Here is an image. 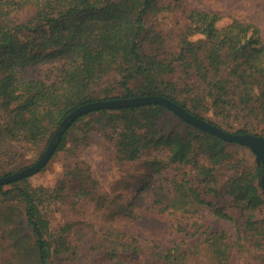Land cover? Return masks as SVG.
Listing matches in <instances>:
<instances>
[{
  "label": "trees",
  "instance_id": "16d2710c",
  "mask_svg": "<svg viewBox=\"0 0 264 264\" xmlns=\"http://www.w3.org/2000/svg\"><path fill=\"white\" fill-rule=\"evenodd\" d=\"M77 1L0 0V68L5 74L0 80V95L5 99L3 105L6 108L13 103L14 112L13 123L0 124V138L25 136L35 143L50 131L45 125L48 121L56 130L63 118L78 106L146 95L166 98L221 129L179 99L178 93L190 87L197 90L199 98L211 100L214 107L227 105L230 109L246 112L264 121V39L254 24L233 18L228 25L220 27L221 15L191 8L184 0H173L172 9L171 6L166 9L184 15L187 24L184 33H180L177 39L174 58L168 61L161 57V54L167 53L168 45L165 44L166 39H159L160 33H155L152 41L156 39L163 47L161 53H150L146 48L149 22L160 10L156 0H79L80 6L75 3ZM102 3L115 6L117 16H99L96 7ZM24 11L32 13L31 19L17 17ZM14 15L16 20H13ZM123 19L130 22L132 31L113 34L108 44L112 29ZM192 35L195 38L189 39L188 36ZM56 60L64 61V76L65 73H77L84 81V87L74 86L66 78L46 85L21 76L24 69ZM110 73L119 77L120 95H92L91 85L95 80ZM138 81L141 83L139 89L131 86L132 82ZM92 114H98L107 127L114 129L117 154L122 160L134 161L144 149L166 146L169 147L170 163L190 162L192 159L204 191L181 180L176 185L179 195L176 202L206 205L214 215L232 221L230 214L206 201L203 193H210L213 197L218 195L213 167L225 161L229 156L225 147L235 143L193 127L161 105L148 104L97 110L76 118L61 136L52 156L61 146L64 135ZM167 115L188 127L186 136L178 131L165 133L159 129L158 123ZM53 133L50 131L48 137ZM234 133L261 136L247 129H238ZM198 155L207 158L206 165L197 162L194 157ZM253 162L252 166L245 167L238 163L230 164L232 173L224 190L244 218L242 227L236 231L237 241L241 240L245 231L252 232V238L264 234V219L255 220L256 213L264 208L260 185L264 168L255 160ZM156 163L152 161V164ZM26 179L9 183L12 185L9 190H3L4 185H0L3 196L16 192L24 202L30 242L18 231L11 236V247L18 258L27 259L31 264H49L52 246L45 237L46 229L38 223L37 195L40 193L15 186ZM105 239L106 236L99 242L98 248L106 264H127V260L138 253L134 241L122 235L115 236L110 242ZM223 239V232H206L204 242L214 248L215 264H233L232 246ZM255 245L258 247L259 243L255 241ZM163 259V264H186L183 252L172 259L167 252ZM239 260L237 264H240Z\"/></svg>",
  "mask_w": 264,
  "mask_h": 264
},
{
  "label": "rangeland",
  "instance_id": "374dc122",
  "mask_svg": "<svg viewBox=\"0 0 264 264\" xmlns=\"http://www.w3.org/2000/svg\"><path fill=\"white\" fill-rule=\"evenodd\" d=\"M10 1L15 0H7ZM184 2L191 8L221 15L220 27L228 25L233 18L252 23L264 39V0ZM75 3L80 6L79 0ZM156 3L160 10L149 22L146 48L150 53H161L163 47L156 39L152 41L154 34L160 33L159 39H166L165 44L168 45L167 53L161 54V57L170 61L174 58L177 39L180 33H184L187 22L181 13L166 9L167 6L172 9L173 0H156ZM96 9L102 18L117 16L113 5L102 3ZM18 16L21 20H28L32 13L24 11ZM13 20H16V15ZM129 31H132L130 22L119 20L108 37V44L113 34ZM188 38L194 39L195 36ZM63 67L62 60L41 62L22 70L21 76L46 85L66 78L72 85L84 87L85 83L77 73H65L64 76ZM4 75L0 68V80ZM131 84L138 89L141 87L139 81ZM91 91L98 97L120 95L118 75L110 73L98 78L91 85ZM178 97L193 112L226 132L247 129L264 137V121L260 117L237 112L227 105L214 107L211 100L199 98L197 90L191 87L179 92ZM4 100L0 95V124L13 123V103L6 108ZM48 122L44 123L48 130L55 132ZM158 127L165 133L178 131L185 136L188 133V127L170 115L161 120ZM113 131L98 114L85 117L64 135L61 146L39 172L15 185L40 193L37 195L38 223L46 229L45 237L52 246L49 264H106L98 248L99 242L105 236V240L110 242L118 235L133 240L138 248L136 256L128 259L129 263L124 262L127 264H163V256L167 252L171 259L183 252L186 264H215L214 248L204 242L206 232L224 233L223 242L232 246L233 264H237L238 258L240 264H264V234L252 238V232L245 231L241 240L237 241L236 231L242 227L244 218L224 193L228 176L232 173L230 164L238 163L241 167L253 165L255 156L247 147L238 144L225 147L229 156L222 164L213 167L212 173L218 195L213 197L210 193H203L206 201L230 214L232 221H228L214 215L206 205L176 202L179 201L176 185L181 180L204 191L192 159L190 162L170 163L169 147L166 146L144 149L134 161L122 160L117 154ZM49 132L35 143L25 136L0 138V176L34 164L47 148L52 137H48ZM194 158L199 164H207L206 157L198 155ZM152 161L157 163L152 164ZM163 163L165 167H162ZM11 188L9 184L3 186V190ZM263 219L264 208L256 213L255 220ZM18 231L28 237L26 240L29 243L24 202L16 192L8 196L0 193V264H31L27 259L18 258L11 247V236ZM255 241L259 243L258 247Z\"/></svg>",
  "mask_w": 264,
  "mask_h": 264
},
{
  "label": "water",
  "instance_id": "95a60500",
  "mask_svg": "<svg viewBox=\"0 0 264 264\" xmlns=\"http://www.w3.org/2000/svg\"><path fill=\"white\" fill-rule=\"evenodd\" d=\"M148 104H158L165 107L173 115L180 118L182 121L192 125L195 128H198L202 131H206L216 137L220 138L223 141L235 143L244 147H247L251 153L255 156V161L260 163L264 168V138L261 136H256L252 134H236L229 133L222 129L213 126L209 122L199 119L193 114L185 111L179 105L173 103L172 101L163 98L161 96L155 95H146L132 98H119L115 100H106V101H97L87 103L81 106L76 107L73 111L67 114L63 120L58 125L54 134L52 135L47 148L41 155V157L32 165L27 166L21 169L18 172H15L11 175L0 177V185H6L11 182H16L23 178H28L35 173L39 172L51 158L58 142L60 141L61 136L68 128V126L78 117L103 109H119L130 106H139V105H148ZM260 185L262 192L264 194V175L260 179Z\"/></svg>",
  "mask_w": 264,
  "mask_h": 264
}]
</instances>
